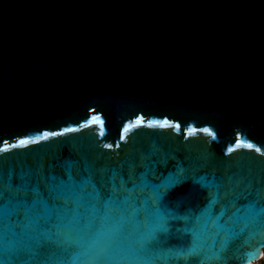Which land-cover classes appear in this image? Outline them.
<instances>
[{
  "label": "water",
  "instance_id": "95a60500",
  "mask_svg": "<svg viewBox=\"0 0 264 264\" xmlns=\"http://www.w3.org/2000/svg\"><path fill=\"white\" fill-rule=\"evenodd\" d=\"M57 162L139 197L156 240L116 264L258 261L264 0H0V179Z\"/></svg>",
  "mask_w": 264,
  "mask_h": 264
},
{
  "label": "snow or ice",
  "instance_id": "6c2138e0",
  "mask_svg": "<svg viewBox=\"0 0 264 264\" xmlns=\"http://www.w3.org/2000/svg\"><path fill=\"white\" fill-rule=\"evenodd\" d=\"M49 135L57 133L44 137ZM60 167L59 162L38 165L15 180L11 172L0 179V264H116L128 254L142 259L156 235L126 227L139 199L128 192L127 181L122 176L119 184L115 176L78 181L70 166L63 173ZM239 195L251 198L253 221L257 206L264 212V185L249 183ZM163 199L164 193H157L153 206L164 207ZM54 247L70 258L52 260L48 253ZM194 252L195 243L185 260Z\"/></svg>",
  "mask_w": 264,
  "mask_h": 264
},
{
  "label": "rangeland",
  "instance_id": "374dc122",
  "mask_svg": "<svg viewBox=\"0 0 264 264\" xmlns=\"http://www.w3.org/2000/svg\"><path fill=\"white\" fill-rule=\"evenodd\" d=\"M256 264H264V258H262L261 260H259Z\"/></svg>",
  "mask_w": 264,
  "mask_h": 264
},
{
  "label": "bare ground",
  "instance_id": "6f19581e",
  "mask_svg": "<svg viewBox=\"0 0 264 264\" xmlns=\"http://www.w3.org/2000/svg\"><path fill=\"white\" fill-rule=\"evenodd\" d=\"M262 257H263V254H262V256H261V258H260L259 260H261V259H262ZM259 260H258V261H259ZM258 261L254 262V263H252V264H256Z\"/></svg>",
  "mask_w": 264,
  "mask_h": 264
},
{
  "label": "trees",
  "instance_id": "16d2710c",
  "mask_svg": "<svg viewBox=\"0 0 264 264\" xmlns=\"http://www.w3.org/2000/svg\"><path fill=\"white\" fill-rule=\"evenodd\" d=\"M263 258H264V255H263Z\"/></svg>",
  "mask_w": 264,
  "mask_h": 264
},
{
  "label": "built area",
  "instance_id": "2783aa9c",
  "mask_svg": "<svg viewBox=\"0 0 264 264\" xmlns=\"http://www.w3.org/2000/svg\"><path fill=\"white\" fill-rule=\"evenodd\" d=\"M263 258V257H262Z\"/></svg>",
  "mask_w": 264,
  "mask_h": 264
}]
</instances>
